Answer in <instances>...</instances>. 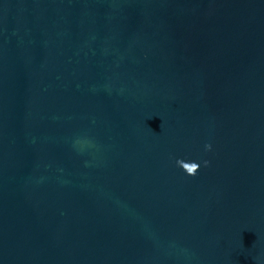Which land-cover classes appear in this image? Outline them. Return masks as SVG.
Masks as SVG:
<instances>
[{"label": "water", "instance_id": "95a60500", "mask_svg": "<svg viewBox=\"0 0 264 264\" xmlns=\"http://www.w3.org/2000/svg\"><path fill=\"white\" fill-rule=\"evenodd\" d=\"M0 264H264V0H0Z\"/></svg>", "mask_w": 264, "mask_h": 264}, {"label": "clouds", "instance_id": "9594fccd", "mask_svg": "<svg viewBox=\"0 0 264 264\" xmlns=\"http://www.w3.org/2000/svg\"><path fill=\"white\" fill-rule=\"evenodd\" d=\"M206 148H207V150L211 151V145H206ZM190 163H193L196 165L195 170H189V169H185L183 167L182 168L188 175L195 177L197 175V173L200 171V164L196 163V162H190ZM203 163H204L205 167H207L209 164L208 161H204Z\"/></svg>", "mask_w": 264, "mask_h": 264}]
</instances>
